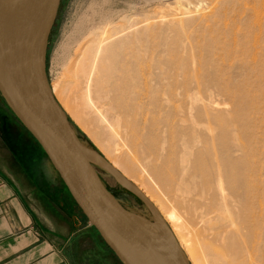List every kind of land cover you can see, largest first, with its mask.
<instances>
[{
    "label": "rangeland",
    "instance_id": "374dc122",
    "mask_svg": "<svg viewBox=\"0 0 264 264\" xmlns=\"http://www.w3.org/2000/svg\"><path fill=\"white\" fill-rule=\"evenodd\" d=\"M76 64L120 87L74 116L56 94L72 103ZM47 71L84 144L188 223L198 264L237 252L236 264H264V0H62ZM96 170L129 211L155 222L153 204ZM173 178L188 191L180 200Z\"/></svg>",
    "mask_w": 264,
    "mask_h": 264
},
{
    "label": "water",
    "instance_id": "95a60500",
    "mask_svg": "<svg viewBox=\"0 0 264 264\" xmlns=\"http://www.w3.org/2000/svg\"><path fill=\"white\" fill-rule=\"evenodd\" d=\"M61 2L28 0L20 43H0V93L41 146L90 226L121 264H191L165 223L161 235L154 226L144 227L138 219L148 220L129 211L108 189L96 166L111 172L94 161L93 155L98 154L80 139L53 94L47 56ZM19 31L12 33L16 39ZM3 39L0 36V42ZM131 191L148 203L141 194Z\"/></svg>",
    "mask_w": 264,
    "mask_h": 264
},
{
    "label": "crops",
    "instance_id": "0c3cea01",
    "mask_svg": "<svg viewBox=\"0 0 264 264\" xmlns=\"http://www.w3.org/2000/svg\"><path fill=\"white\" fill-rule=\"evenodd\" d=\"M115 263L121 264L0 97V264Z\"/></svg>",
    "mask_w": 264,
    "mask_h": 264
},
{
    "label": "bare ground",
    "instance_id": "6f19581e",
    "mask_svg": "<svg viewBox=\"0 0 264 264\" xmlns=\"http://www.w3.org/2000/svg\"><path fill=\"white\" fill-rule=\"evenodd\" d=\"M28 0H0V36H3L4 37V41L0 42L1 43V46H5V43L7 41V44L9 45V43H14L16 44L17 41H18V44L20 43V40H21V36H20V32L23 28V25L25 23V20H26V14H27V10H28ZM20 28V31L18 32V38L16 39V35L15 34H12L13 31L15 29H18ZM16 40H15V39ZM109 40V39H108ZM107 41V40H106ZM94 45V44H93ZM90 46V45H89ZM100 46V45H99ZM98 46V47H99ZM105 47V46H104ZM102 47V49L104 48ZM1 48V47H0ZM94 48V47H93ZM107 49V47H105ZM97 49V48H96ZM94 50V49H93ZM97 51V50H96ZM107 52V51H106ZM105 52V53H106ZM111 53V52H110ZM109 54V53H107ZM107 56V55H106ZM109 56V55H108ZM111 56V54H110ZM102 57L100 56V58H92V65L91 67H94V69H96V71L101 68H103V60L104 59H101ZM74 61H75V58H74ZM121 61V60H120ZM73 62V61H72ZM108 62V61H107ZM123 63V62H122ZM107 64V63H106ZM110 63H108L109 65ZM70 65V64H69ZM122 67V66H121ZM84 68L85 66H78L77 64L75 66H72V69L70 70L72 72V75L71 77L69 78V81H68V85L72 86V96H71V99L72 100V106L71 104H69L68 102H65L64 100V94L60 93L59 90H57V93H60V94H56L57 96V99L59 100V103L61 104V106H63L65 109H66V112H69L71 115H74L75 116V110L74 109H77V110H82V109H85V108H90V107H94V101L96 100L97 103L95 104H98L101 103L102 99H104L105 97L108 98L109 100V93L108 92H114L117 88H119V83L118 82H115L114 80L115 79H111V75L107 76V79H103V77H101V74H98V73H89V72H86L84 71ZM113 68V67H111ZM106 69V68H105ZM110 69V68H109ZM117 69V68H116ZM3 70V67L1 66L0 64V72H2ZM104 70V69H103ZM118 70V69H117ZM105 71V70H104ZM123 71H124V68H123ZM111 73H112V70H111ZM115 73V71H114ZM108 74V73H107ZM117 74V72H116ZM64 75V74H63ZM104 75V74H103ZM102 75V76H103ZM121 77V76H120ZM123 77V76H122ZM118 79V78H117ZM118 81V80H117ZM134 82V81H133ZM139 83V82H138ZM147 83V82H146ZM101 85V86H100ZM146 86V84H145ZM94 88L95 89V93L94 91L91 92V89ZM58 89V88H57ZM122 89V88H121ZM54 92H56L54 90ZM70 94V92H69ZM68 95V94H67ZM95 95V97L93 96ZM88 98L89 100L86 102H84V99ZM93 98V99H92ZM107 100V99H105ZM111 100V99H110ZM110 104V103H109ZM112 104V102H111ZM171 104V103H170ZM104 106V105H103ZM102 106V108H103ZM114 106V105H113ZM107 108H109L107 106ZM105 107V109H107ZM118 108V107H117ZM112 109V108H110ZM77 112V111H76ZM97 112V111H96ZM94 112L93 114H90V117L92 118H96L97 116V113ZM107 112V111H106ZM105 112V113H106ZM110 113V112H109ZM108 113V114H109ZM108 114H106V116H109ZM118 114V113H117ZM104 116V117H106ZM117 116V115H116ZM81 118V117H79ZM109 118V117H108ZM118 118V117H117ZM82 119V118H81ZM96 120H99L100 121V118L96 119ZM109 120V119H108ZM107 120V121H108ZM183 120V119H182ZM116 122V121H115ZM109 124V123H108ZM121 124V123H120ZM114 125V124H113ZM199 126V124L197 125ZM111 127V125H110ZM103 129V128H102ZM112 130V129H111ZM211 131V130H210ZM121 132V131H120ZM110 134V133H109ZM108 134V135H109ZM106 135V134H105ZM107 135V136H108ZM111 135V134H110ZM109 135V136H110ZM111 138V137H110ZM113 139V137H112ZM208 139V138H207ZM108 140V139H107ZM110 140V139H109ZM138 140V139H137ZM211 141V140H210ZM192 142V141H191ZM212 142H213V146H214V138H212ZM194 143V142H193ZM202 142L199 141V144H201ZM117 144V143H116ZM160 144V143H159ZM158 144V145H159ZM196 144V142L194 143ZM205 145L207 146V144L205 143ZM161 146V144H160ZM194 146V145H193ZM161 148V147H160ZM163 148V147H162ZM214 149V148H212ZM162 150V149H161ZM157 151V150H156ZM155 152V151H154ZM163 152V150L161 151ZM156 153V152H155ZM121 154V153H120ZM160 154V153H159ZM216 158V157H215ZM93 159L95 162H97L100 166L106 168L107 170H109L111 173H113L117 179H120L121 182H123L129 189L131 190H134L136 192H138L139 194H141L146 200H149L148 203H151L153 204L154 209H151L152 213H154V221L156 222V224H152L151 222L149 221H145L144 219H141L139 218V222L144 226V227H147V228H151V226H154L156 229L155 231H157V234L161 235L162 233H164V227L162 224H166L169 223L170 226H171V229L173 230L174 234L175 235V239H177V243L179 245V248L180 250H182L185 255L189 256V259L190 261L193 262V264H198L197 261L194 259V257H192V247H193V244L191 243V239L189 237V235H184L182 229H187L188 227V223L186 224L185 222L183 221H180V220H176L174 219V217L176 216V214L174 215V213H170L167 206L165 205L164 206V202H160V201H156L154 200V198L152 196H150V193L149 192H146L140 185L139 183L134 180V179H128L130 182H127L125 178H127V176L125 174H120L117 170V166L116 165H113L115 170L113 167L109 166L108 163L102 159L101 156L99 155H93ZM217 163V162H216ZM222 163V162H221ZM118 165V164H117ZM171 168V167H170ZM174 169V168H172ZM225 169V168H224ZM177 170V169H176ZM224 171V170H223ZM160 172V171H159ZM174 173V172H173ZM160 174V173H159ZM162 174V173H161ZM160 174V175H161ZM166 174V173H165ZM220 174V173H219ZM224 175V174H223ZM241 175V174H240ZM169 178V177H168ZM183 178V177H182ZM221 178V177H220ZM226 178V177H225ZM164 179V178H163ZM181 179V178H180ZM161 180V179H160ZM185 180V179H184ZM225 180V179H224ZM173 181L175 183V186H174V191H175V195L178 196V200H180L182 198V196H187L188 194V191L187 189L181 184V183H178V180H175L173 178ZM222 182V180H220ZM181 182V181H180ZM220 182V183H221ZM171 183V182H170ZM189 185V184H188ZM219 186H222L219 185ZM228 186L227 188H230V189H234L232 188L233 186L232 185H226ZM250 187V186H249ZM222 188V187H221ZM223 190V189H222ZM250 190V189H249ZM170 191V190H169ZM232 191V190H231ZM237 192V191H236ZM235 192V193H236ZM239 192V190H238ZM249 192V191H248ZM230 193V191H229ZM170 196V195H169ZM189 196V195H188ZM180 198V199H179ZM189 198V197H188ZM184 199V198H183ZM167 202L166 203H170V200L166 199ZM188 204V203H187ZM196 210V209H195ZM200 210V209H199ZM173 212V211H172ZM174 217H173V215ZM248 214V213H247ZM172 215V216H171ZM194 216V215H193ZM166 220V222L163 220V218ZM177 217V216H176ZM201 219V218H199ZM171 220V221H170ZM204 220V219H203ZM202 220V221H203ZM152 224V225H151ZM250 224V223H249ZM167 225V224H166ZM247 229V228H245ZM172 232V233H173ZM218 240V239H217ZM229 246V245H228ZM234 246V245H233ZM239 246V245H238ZM240 247V246H239ZM248 249V248H247ZM231 250V249H230ZM226 253V251H225ZM229 253V252H228ZM236 253V252H235ZM238 253V252H237ZM236 254H233V253H229L228 255H225L224 257V264H236L237 261L240 259L241 255L238 256ZM239 253H240V250H239ZM227 254V253H226ZM245 254H242V256L245 257ZM250 256V254H249ZM188 258V257H187ZM242 258V257H241ZM241 260V259H240ZM244 260V259H243ZM252 260V259H251ZM248 261V260H247ZM242 262V261H241ZM244 263V262H243ZM220 264V263H219ZM244 264H248L247 262H245Z\"/></svg>",
    "mask_w": 264,
    "mask_h": 264
},
{
    "label": "trees",
    "instance_id": "16d2710c",
    "mask_svg": "<svg viewBox=\"0 0 264 264\" xmlns=\"http://www.w3.org/2000/svg\"><path fill=\"white\" fill-rule=\"evenodd\" d=\"M23 126V125H22ZM31 135V134H30ZM102 238V237H101ZM103 240V239H102ZM104 241V240H103ZM104 243H105V241H104ZM106 244V243H105ZM106 246L108 247V245L106 244ZM108 249H110L109 247H108ZM111 250V249H110ZM112 251V250H111ZM113 252V251H112ZM114 253V252H113ZM115 255V254H114ZM115 257H116V255H115ZM116 259L118 260V258L116 257ZM119 261V260H118ZM119 263H120V261H119Z\"/></svg>",
    "mask_w": 264,
    "mask_h": 264
}]
</instances>
